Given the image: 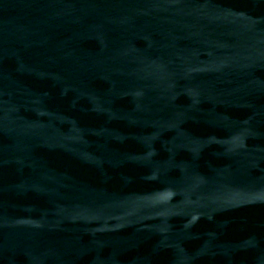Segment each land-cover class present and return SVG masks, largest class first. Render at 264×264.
Masks as SVG:
<instances>
[{
  "label": "water",
  "instance_id": "95a60500",
  "mask_svg": "<svg viewBox=\"0 0 264 264\" xmlns=\"http://www.w3.org/2000/svg\"><path fill=\"white\" fill-rule=\"evenodd\" d=\"M0 264H264V0H0Z\"/></svg>",
  "mask_w": 264,
  "mask_h": 264
}]
</instances>
